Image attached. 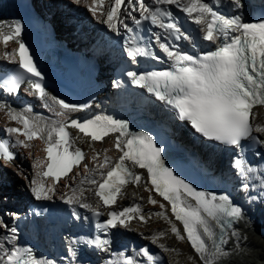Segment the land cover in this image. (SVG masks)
<instances>
[{
	"label": "snow or ice",
	"instance_id": "obj_1",
	"mask_svg": "<svg viewBox=\"0 0 264 264\" xmlns=\"http://www.w3.org/2000/svg\"><path fill=\"white\" fill-rule=\"evenodd\" d=\"M75 2L80 4L82 0ZM222 2L223 0H91L88 11L94 17L105 16L106 19L101 22L106 23L118 34V24L128 33H134L141 29L145 22L167 33L163 38L153 33L154 41L143 45L140 43L143 40L142 36L126 38L124 51L129 60L136 64L142 57L159 60L160 57L152 50L153 45L158 46L171 61L169 68L147 72L128 70L125 75L133 85L153 94L157 100L177 113L181 120L189 122L196 133L209 140L236 148L242 147V142L248 139L264 145V139L253 135V132L264 133V127L259 125L254 127L252 123L253 108L264 105V17L255 22H245L243 15L240 14V10L244 7L242 0H229L236 13L225 15L216 7ZM125 4L129 7L125 8ZM173 8L186 14L188 19L199 26L202 35L193 36L182 30ZM137 11L139 18L133 15ZM122 13H126L132 19L136 29L120 19ZM6 27L10 29L8 34L0 32V38L5 45L9 41L16 40L21 33V26L18 23ZM168 37H172L175 41H187L194 48L198 46L199 40L208 42L214 47L199 53L183 52L178 50V45L174 47L168 43ZM17 43L18 48L15 52L11 54L5 52L4 56L11 57L13 61L16 56L19 57V68L38 78L31 83L32 92L38 99L44 100L47 94L40 82L43 77L28 54L25 44L19 41ZM119 85V81L114 82V86ZM0 87L5 91H13L17 85L10 81H0ZM52 99L63 110L56 113L58 116L85 107L67 103L62 99ZM45 106L48 107L47 104ZM7 115L11 121L21 123L23 127H7L4 131L10 136H23L24 139H17L14 143L0 139V158L4 161L11 163L15 160L16 153L11 151V148L27 149L30 148L28 142L34 139L45 141L43 149L45 159L34 160L32 165L37 171L30 179V192L36 200H51L56 195V185L85 159L80 148L70 151L72 140L67 131L68 127L78 129L91 141H101L112 132H119L114 147L122 154L115 163H111L107 155L100 161L98 152L91 158L99 168L108 169L106 173H100L101 180L98 182L95 178L85 175L79 181L80 188H73L71 184L66 185L65 187L71 188L72 192L70 195L63 194L60 198L66 204L78 205L79 208L90 211L98 218L103 215L100 211L101 207L115 204L125 185L129 183L139 185L142 176L134 169H146L148 182L153 186L152 190L169 202L173 217L183 226V235L175 225L171 226L170 231L176 238L187 239L201 264H217L220 257L227 255L224 248L229 243L227 230L233 228L234 223L243 218L242 208L232 202L227 195L198 192L175 176L172 169L164 166L161 159L162 149L154 144L150 135H132L127 132L126 121L110 117L83 122L72 119L67 124L60 123L58 126L54 124L49 127L23 113L13 111L10 107L7 108ZM45 132H47L46 139ZM121 136L126 137L124 142H121ZM234 167L245 180L253 179L252 174L257 171L240 159L236 160ZM84 169L85 173L90 171L88 164H84ZM79 175L81 174L75 173L73 180ZM48 178H51L50 184L46 182ZM259 179L261 186H264V175ZM85 183L95 186L94 195L102 201V204L93 205L88 202L82 187ZM249 187V183H242L243 190ZM88 191H92V187H89ZM181 193L191 197L195 205L184 199ZM148 201L153 205L157 203L151 196ZM160 207L163 209L164 205L161 204ZM72 214L77 219L81 218L75 208ZM153 214L167 219L163 212ZM107 215L106 220L96 221L95 228L98 233L106 235L110 229L116 227L129 228L131 220L136 218L146 222L140 206L135 204L120 211L110 210ZM83 219L89 218L85 216ZM209 221L215 222L219 228L218 233ZM169 223L171 224L170 220ZM0 227L11 233L10 236L5 235L3 240H0V252L4 254L0 257V264H55L52 261H37L30 249L15 246L6 249L4 241L11 244L16 239L17 230L15 227L9 228L3 221H0ZM164 235L165 233L160 232L153 236L152 243H157ZM230 235L236 236V232L233 230ZM84 242L101 251H105L109 244V241L103 239L101 235H95ZM76 243H78L76 240L69 241V255L73 259L75 249L72 245ZM159 246L164 251H174L162 244ZM139 252L147 259L148 264H156V258L150 254L149 249L142 248ZM108 264L113 262L109 261ZM122 264H141V262L132 256H123Z\"/></svg>",
	"mask_w": 264,
	"mask_h": 264
},
{
	"label": "bare ground",
	"instance_id": "obj_2",
	"mask_svg": "<svg viewBox=\"0 0 264 264\" xmlns=\"http://www.w3.org/2000/svg\"><path fill=\"white\" fill-rule=\"evenodd\" d=\"M90 2H91V0H82V3L77 4L75 2V0H64L63 3L66 4L65 9L67 10V9H73V8L78 9L80 6H85V4H89ZM79 16L86 18V20L88 21L89 24H94V22H99L100 24H102V27H100V28H103V30H105V32H109V30H112L108 27V25L106 23L101 22L103 19H106V17H104V16L98 15L97 17H94L90 12H86V11L83 14H80ZM124 16H125V13H122L120 19H124ZM73 24H75V22H73ZM119 26H120V24H118V27ZM1 48L2 47L0 45V51H1ZM0 59H1V57H0ZM8 102L12 106L11 108L15 112H17L18 111L17 105H14V102H12L10 99L8 100ZM5 112L7 113V110H3L2 106L0 105V122H2L4 124L11 121ZM30 118H32V117H30ZM56 122H57V119L54 121V120H52V118H50V119L45 120L44 125L51 127ZM253 122H254V127L256 125L264 127V112L261 113L259 110H257V112H255V117H254ZM45 133H44V136H45ZM260 134H261L262 138L264 139V133H260ZM13 141L15 142L16 138L13 139ZM39 143H40V139H37L35 141L29 142L30 148H27V149L17 148L18 149V157H17L16 164L14 163L13 165L9 166L10 169H6L3 172L5 174V178H7L9 180V182L11 184H13L10 180V177L12 175V173H10V172H13V171L15 172V171L19 170L18 167L21 166L22 168L20 169V171H18L16 173L19 174L23 180L22 183H19V184H21V187H23V191L30 192V179L33 176H35V171H36V169H34L32 165H33L34 160H37V158L39 156V151L37 149V146ZM83 145L87 149L85 159L79 165L78 168H75L74 170H72V172H70L68 174L67 178L60 181V183L56 185V195L54 197L60 198L61 195H63V194H66V193L71 194L72 189L65 187L66 185L71 184L73 188H80L81 186L79 184V181L85 175L88 176L89 178H95L96 180L100 179V177H101L100 173H102L104 169L99 168L98 165L92 161L91 158L93 157V155L95 153H97V152L100 153V158H99L100 161H102V159L104 158L105 155H107L109 157L110 162L113 160L115 152L113 150H111V148H110L111 141H110L109 137L99 141L98 143L87 144L83 141ZM263 147H264V145H263ZM105 150H107L106 153H105ZM24 163H27V165H26L27 167L24 166ZM84 164H88V166H89L90 171H88L87 173H85ZM77 172L80 173L81 175L75 176V178L73 180V176ZM46 182L49 183L48 180ZM19 184H18V187H20ZM11 186H13V185H11ZM11 186H10V188H11ZM7 187L8 186H5L4 188H7ZM82 187L84 190V195L86 197H88V202L95 205V200H94V196H93L94 186H90L87 183H85ZM89 187H92V191H88ZM146 188H147V186H145L143 178L140 181L139 185L135 184V186H132L131 184H127L123 187L122 193L120 194L121 200L137 201L141 210H142L143 215L147 218L145 223L138 224V228L130 226L129 228H125L124 231L129 233V234H134L136 231H139L141 234H144L145 236H147V238L150 239V241H152V237L157 235L158 233H160V232L165 233V235L163 237H160L158 239L157 243H155L163 251V253L165 255H167L166 253H169V251H164L159 246L161 244L164 245L168 249L174 250L173 252L178 251L179 250L178 248H180V247H184V249H186L187 247H186L185 243L184 244L182 243L183 245L179 243V245H178V243L172 237L174 234L170 231L172 225H175L178 229H179V226L174 221H172L170 219L169 212L165 208L162 209L160 207V205L162 203L158 200V198H156L152 193H150L149 190H146ZM10 190H13V189L11 188ZM263 193H264V191H263ZM15 196H19V195H15ZM149 196H151L152 199L157 201V203L155 205L149 203V201H148ZM261 201H264V198L259 196L255 199L251 200V202L249 203L251 205H247V204L243 205V211H245L243 218L240 219L239 221H237L233 225V228H230L227 230L228 234H229L227 237L229 239V243L224 246L225 251L227 252V255L220 257L217 264H222V263L223 264H225V263H228V264L229 263L250 264V263H248L247 257H249V255L252 253V249H254L255 247L261 246L260 242H258V240L256 239V237H257L256 234L260 233L264 237V217L259 216L260 214L258 215V213H259L258 210H260V207H261ZM253 203L255 204L254 208H255L256 213L253 211L254 208H250V206H252ZM3 205L11 207L10 211L7 213L9 218L5 219V221H4V223L8 224V222L12 219L13 214H14V210H12V209L17 208L18 205L15 203L12 206V200H8L5 203H0V206H3ZM158 212L165 213L167 219H165L163 217V219L158 220L159 216H157V215L154 216V214H153V213H158ZM0 216L4 217V216H6V214L2 213ZM169 220L171 221V224L169 223ZM148 221H150L151 224H149ZM209 223L213 227V229L215 230V224L212 223V221H209ZM247 225L250 228H248ZM233 230L236 232V236L230 235V233ZM3 232H4V230H2V228H1L0 240H1V237L3 235ZM245 237H246V239H245ZM205 239H207V237H205ZM177 240L184 242L183 239H177ZM187 249H188L187 251L189 254H192V256L195 255L196 258H198V259L195 258V262L196 263L198 262L199 264H201V261H200L199 257L196 255V253L193 252L192 250H190L189 248H187ZM260 255L261 254L258 255V258L264 259V255L261 258H260ZM176 260L179 261L176 264H186V262L181 261V258L179 255L176 256ZM196 260H198V261H196ZM180 261H181V263H180Z\"/></svg>",
	"mask_w": 264,
	"mask_h": 264
},
{
	"label": "rangeland",
	"instance_id": "obj_3",
	"mask_svg": "<svg viewBox=\"0 0 264 264\" xmlns=\"http://www.w3.org/2000/svg\"><path fill=\"white\" fill-rule=\"evenodd\" d=\"M26 165H27V163H24V166H26ZM10 180H11V182L13 184H11L10 182H9V184H11V185H14L15 184L14 185L15 188L18 187V184L19 183H22L23 182V180H22V178H21V176L19 174H17V175H15V174L11 175ZM18 180H19V182L16 184V181H18ZM19 186L21 188V184H19ZM7 196L12 197V196H10L9 194H6V193H0V198H4V197H7ZM262 198H264V195L262 196ZM2 203H5V202H2ZM254 205L255 204L253 203V205L250 206V208H254L255 207ZM12 206H13V204H12ZM253 211L256 213L255 208H254ZM258 211H259L258 215L260 214L259 216L264 217V203L263 202H261V207H260V210H258ZM8 218H9V216H8V214H6V216L1 217V220L4 222L5 219H8ZM161 219H163V217L159 216V219L158 220H161ZM148 223L151 224L150 221H148ZM247 227H248V225H247ZM1 228L2 227H0V230H1ZM248 228H250V227H248ZM256 235H257L256 239L258 240V242H260L261 246L255 247L254 249H252V253L249 255V257H247V260H248V263H250V264H264V259L261 258L264 255V237L260 233L259 234H256ZM172 237L178 243V245H179V243L180 244H182V243L184 244V242H182L180 240H177L176 236L173 235ZM178 249L179 250L176 251V252L169 251V253H166L167 254V255H165V257H166V263H168V264H172V263L173 264H176L177 262H179V261L176 260V256L179 255L180 258H181V261L186 262V264H199L198 262L197 263L195 262L196 256L195 255L192 256V254H189L188 251H187L188 250L187 248L184 249V247H180ZM259 254H261L260 255V258L261 259L258 258V255ZM196 259H198V258H196ZM181 261H180V263H181ZM196 261H198V260H196ZM225 264H228V263H225ZM229 264H235V263H229Z\"/></svg>",
	"mask_w": 264,
	"mask_h": 264
}]
</instances>
